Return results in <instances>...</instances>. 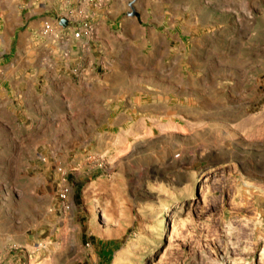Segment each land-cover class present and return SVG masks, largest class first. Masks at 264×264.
Here are the masks:
<instances>
[{"label": "rangeland", "instance_id": "obj_1", "mask_svg": "<svg viewBox=\"0 0 264 264\" xmlns=\"http://www.w3.org/2000/svg\"><path fill=\"white\" fill-rule=\"evenodd\" d=\"M32 1L0 0V33ZM117 2L119 65L92 84L37 40L51 70L20 103L0 39V264H264V0Z\"/></svg>", "mask_w": 264, "mask_h": 264}, {"label": "built area", "instance_id": "obj_2", "mask_svg": "<svg viewBox=\"0 0 264 264\" xmlns=\"http://www.w3.org/2000/svg\"><path fill=\"white\" fill-rule=\"evenodd\" d=\"M106 5L104 0H60L59 7L44 17L37 35L45 41L43 51L53 61V71L60 68L68 70L72 79L79 83H87L92 77H100L103 66L92 55V51L97 56L102 49L96 40L95 14L90 9H102ZM86 55H92L93 62L86 60L82 65L78 60ZM46 68L48 66L43 64L41 69L51 70ZM98 70L101 72L98 73ZM39 161L44 163L45 158L39 157ZM53 172L57 177L53 181L55 194L49 211L62 215L69 211V186L61 167H54ZM35 247L43 249L41 242L35 243Z\"/></svg>", "mask_w": 264, "mask_h": 264}, {"label": "crops", "instance_id": "obj_3", "mask_svg": "<svg viewBox=\"0 0 264 264\" xmlns=\"http://www.w3.org/2000/svg\"><path fill=\"white\" fill-rule=\"evenodd\" d=\"M34 0L32 1V4H30L28 9H24V7H18L16 9V11H18L15 15L14 21L13 23L10 24L9 28H11V31H5L4 33H0V39L1 40H8V41H13L14 42V46L13 48V56L14 57H18L19 62H15L14 65L10 64L12 69V72H20L19 73V77L16 78L18 80V83H22L24 89L18 90L16 91L17 93V101H19L20 103L26 104V102H30L27 101L26 96H25V92L28 88H30L31 90H28L30 92V94H36L37 92L35 91V89L33 88V81H37V75L41 74V78L40 80H42L43 78L45 79V82H47V71H43V73H36V71L33 69L32 65H31V58L29 55L31 54V49H33V47H36V41L40 40V45L37 46L38 48H41L39 50V52L43 53V44H44V40L41 39L38 35H37V19L41 18V17H46L48 15H50V13L54 10H56L57 7H59V3L60 0ZM113 1H116L115 3H113ZM124 1V0H123ZM119 2V1H118ZM117 0H110V4H107L104 8L102 9H90L91 11H94L95 14V19H94V24L96 27V40L99 43L102 51L100 55H94L93 51H92V55L99 60L102 63L103 66V70L100 74V77H92L90 78V80H88L87 83H81L83 85H88V83L92 84L95 83L97 81L101 80V77L108 74V73H112L114 72V67L118 66L115 65V61L117 60L116 55L118 56V54L120 53V49H119V45L116 44V38H115V31H113L112 26H114L115 24V19H116V12L121 11L120 9H118L117 11V7L121 8L122 7V3L118 4ZM35 4V6H34ZM37 6V7H36ZM116 9V10H115ZM100 12V13H99ZM99 13V14H98ZM129 20V18H128ZM120 31L121 33L125 36H129L131 37L133 34H128L127 31H124V33L122 32V27L123 25L120 24ZM124 29V28H123ZM23 36L27 37V45L25 47V44H21L20 40ZM23 48L25 49V51L23 52ZM9 49V48H8ZM36 49V48H35ZM117 49H119L117 51ZM33 51V50H32ZM0 53L1 55H5V47H2L0 49ZM92 55H86L83 56L82 59H79L78 61H80V63L83 65L84 62L90 61L93 62V57ZM96 60V61H97ZM13 61V60H10ZM23 63V64H21ZM34 73L32 75H27L25 76V73L28 71H31ZM57 69V68H55ZM42 70V69H41ZM57 71V70H56ZM120 71H124V68L120 67ZM53 74H55V71H52ZM24 74V76H23ZM73 80V79H72ZM76 83H79L77 81H75ZM50 83V82H49ZM48 84V83H47ZM46 84V85H47ZM45 85V86H46ZM105 89H113L114 88V84L111 80L107 81L104 86ZM86 95V94H85ZM34 96V95H33ZM86 98L84 97L83 100H85ZM27 103V105H28Z\"/></svg>", "mask_w": 264, "mask_h": 264}, {"label": "bare ground", "instance_id": "obj_4", "mask_svg": "<svg viewBox=\"0 0 264 264\" xmlns=\"http://www.w3.org/2000/svg\"><path fill=\"white\" fill-rule=\"evenodd\" d=\"M167 211V210H166ZM168 212V211H167ZM170 212V211H169Z\"/></svg>", "mask_w": 264, "mask_h": 264}]
</instances>
